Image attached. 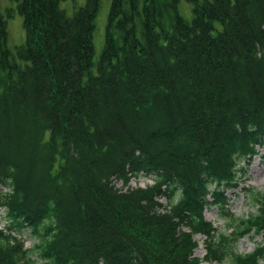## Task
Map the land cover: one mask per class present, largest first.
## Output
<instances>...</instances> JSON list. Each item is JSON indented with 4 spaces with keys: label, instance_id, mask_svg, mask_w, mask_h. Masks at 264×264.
<instances>
[{
    "label": "trees",
    "instance_id": "obj_1",
    "mask_svg": "<svg viewBox=\"0 0 264 264\" xmlns=\"http://www.w3.org/2000/svg\"><path fill=\"white\" fill-rule=\"evenodd\" d=\"M64 1L18 0L15 53L0 10V264H264V241L235 250L264 237V193L240 218L226 195L264 147V0H186L191 23L180 0H112L97 61L101 0Z\"/></svg>",
    "mask_w": 264,
    "mask_h": 264
},
{
    "label": "rangeland",
    "instance_id": "obj_2",
    "mask_svg": "<svg viewBox=\"0 0 264 264\" xmlns=\"http://www.w3.org/2000/svg\"><path fill=\"white\" fill-rule=\"evenodd\" d=\"M112 0H101L100 11L96 19V28L93 34V43L95 47V60L97 61L105 47L106 43V25L110 12ZM18 0H0V10L4 16H8L10 12H14L13 18L8 20V48L15 53L16 49L25 44L26 33L23 28V18L18 14ZM85 0H66L62 2L61 7L69 17L78 11V9L84 6ZM179 12L187 23H191L194 17L193 6L186 0H180ZM166 27L171 28V22L168 18L165 20ZM246 168V175L242 177L240 175L239 188L228 190L226 195L229 202V211L233 216L240 218L249 213L256 211L255 203L248 197V189L255 190L264 193V147L260 148L258 155L247 165L241 164ZM154 183L151 176L141 174L129 184L131 189L145 188L148 185ZM118 188H122L121 182H116ZM8 191V188H4ZM212 201V199H211ZM161 203L167 207L166 199H161ZM4 209L0 210V229H6L8 222L5 220ZM205 216L209 222L214 224L219 233H230L229 218L224 216V213L214 205L208 206L205 211ZM227 216V215H226ZM19 238L25 241L26 248H30L33 244V239L27 231L23 232ZM196 241L199 242V248L195 251V256L203 259L206 255L205 238L197 236ZM264 241L263 236L248 235L236 244V252L250 253L253 252L258 245ZM210 264V263H202ZM216 264V263H213Z\"/></svg>",
    "mask_w": 264,
    "mask_h": 264
}]
</instances>
